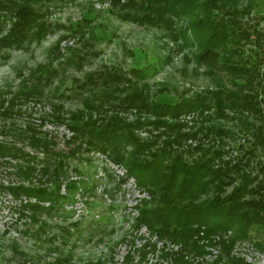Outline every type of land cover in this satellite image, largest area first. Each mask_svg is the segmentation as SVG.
<instances>
[{"label": "trees", "instance_id": "trees-1", "mask_svg": "<svg viewBox=\"0 0 264 264\" xmlns=\"http://www.w3.org/2000/svg\"><path fill=\"white\" fill-rule=\"evenodd\" d=\"M37 1L0 0V28L9 19L6 32L0 36V49L21 48L24 42L39 41L51 30L50 24L42 18V11L33 6ZM108 4L107 10L122 20L169 29L173 18L188 16L187 28L175 30L173 34L171 30L170 37L175 41L181 34L183 40L194 41L195 62L209 71L221 69L227 74L230 86L219 82L214 88H204L174 102L149 99L139 80L156 71L158 63L162 62L159 56L144 64H140L142 58L134 59L125 75L112 66L86 72L78 88L87 92L83 98L87 112L74 115L67 123L71 130L68 140L75 143L63 153L53 148L54 142L44 130L39 132L27 126L19 132L12 131L13 138L27 140L34 151L22 150L14 144L15 140L0 142V165L14 176V181L0 182V190L8 191L18 200L19 213L28 209L30 219L36 220L39 211L51 212L62 201H73L77 189L92 188L90 181L65 176L64 158L73 155L81 145L85 150L98 149L124 166L125 176L120 180L132 176L153 201L148 205L142 199L140 205L135 204L137 213L133 226L144 225L155 235V239L143 241L142 248L147 245L151 250H158L159 258L172 264H247L229 251L234 240L252 235L256 236L254 244L264 248V166L257 162L260 174L252 173L254 166L249 157L257 146L264 148V30L243 22V14L250 10L238 8L237 0H108ZM82 18L91 19L92 13L83 14ZM65 36L55 41L56 50ZM244 41L251 45L248 52L243 48ZM52 71L45 66L32 69L28 77L20 78L17 97H13L24 100L38 95L41 82H45ZM123 85H127L123 97L125 107H134L150 120L126 122L111 114L102 123L100 116L92 115L102 110V98L113 96ZM10 110L11 106H0L1 114ZM225 111L237 114L253 136L244 161L236 158L228 165L227 160H222V146L209 150L199 145L195 148L200 153L187 160L172 146H178L181 139L195 136L197 131L181 130L184 123L180 116L195 112L211 120L228 116ZM249 117L252 120L248 121ZM145 123L156 130L152 139H139L134 132ZM199 129L218 137L226 132L212 121L200 124ZM127 146L129 149L122 154ZM5 156L19 161L10 163ZM216 160L220 163L215 164ZM9 166L12 169L9 170ZM76 172L82 173L81 170ZM61 185L64 193L60 192ZM228 186L230 189L226 190ZM23 196H33L35 201ZM42 201L48 204L43 205ZM200 227L205 237L231 230L226 240L219 241V252L210 261L203 259L210 251L204 243L198 242ZM166 240L178 246L170 247ZM208 243H212L210 239ZM197 256L201 259H195ZM128 257L126 252L124 258Z\"/></svg>", "mask_w": 264, "mask_h": 264}, {"label": "rangeland", "instance_id": "rangeland-1", "mask_svg": "<svg viewBox=\"0 0 264 264\" xmlns=\"http://www.w3.org/2000/svg\"><path fill=\"white\" fill-rule=\"evenodd\" d=\"M33 6L42 11V18L50 24L51 30L39 41L24 42L21 48L0 49V106H11L9 112L0 113V142L15 140L14 144L22 150L34 151L27 140L10 135L14 130L19 132V129L31 126L39 132L46 131L54 142L53 148L66 153L75 143L68 140L71 130L67 123L74 115L87 112L83 105L87 92L81 91L78 83L86 72L104 66L117 68L125 75L134 59L142 58L140 64H144L159 56L162 62L158 63L156 71L139 80L148 98L158 101H178L204 88H214L219 82L230 86L227 74L221 69L209 71L203 64L195 62L193 54L197 48L194 41L183 40L181 34L175 41L170 37L171 30L173 34L175 30L187 28L188 16L173 18L169 29L122 20L107 10L108 0H39ZM237 7L250 10L242 16L245 24L264 30V0H237ZM88 12L92 13V18L84 20L82 16ZM8 26L9 19H6L0 28V36ZM186 32L190 34L188 29ZM61 35L66 36L60 39L56 50L54 44ZM250 46L244 41L245 52ZM38 66L53 69L46 81L41 82V92L24 100L15 98L20 78L28 77ZM126 92L127 85H123L113 96L102 98V110H92V115L100 116L102 123L111 114L126 122L150 120L134 107H125L123 97ZM225 112L228 116L211 120L195 112L180 116L184 123L181 130L197 131L195 136L181 139L178 146H172H176L187 160L200 153L195 148L199 145L209 150L222 146V160H227L228 165L236 158L244 161L249 155L247 150L253 136L238 120L237 114ZM211 121L226 132L218 137L199 129L200 124ZM134 132L139 139L149 140L156 135V130L148 123L136 127ZM128 149L129 146L125 147L121 153L125 154ZM253 150L249 155L254 166L252 173L260 174L257 162L264 166V148L257 146ZM5 158L10 163L19 161ZM64 162L66 177L83 178L91 182L92 188L77 189L73 201H62L51 212L39 211L36 220L30 219L28 209L19 213L18 200L8 191L0 190V264H172L159 258L158 250H151L147 245L142 248L143 241H151L155 235L144 225L133 226L137 213L135 204L140 205L142 199L148 205L153 201L146 190L136 185L132 176L120 180L125 176L121 163L112 161L98 149L85 150L83 145L73 155H66ZM219 163L215 161V164ZM5 170L0 165V182L14 181V176ZM229 189L230 186L226 187ZM60 192H65L62 185ZM24 199L35 201L33 196ZM41 203L48 204L47 201ZM198 234H202L201 227ZM230 234L231 230L227 229L206 237L201 235L198 242L204 243L210 251L203 259L210 261L219 252V241L226 240ZM253 238L256 236L237 238L229 254L247 264H264V248L257 247ZM209 239L212 243H208ZM262 239L264 246V236ZM166 244L173 248L178 246L167 240ZM126 252L130 257L124 258Z\"/></svg>", "mask_w": 264, "mask_h": 264}]
</instances>
